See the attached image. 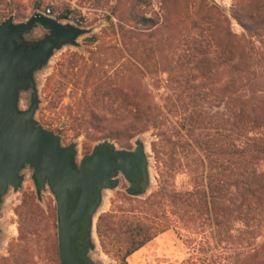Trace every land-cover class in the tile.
<instances>
[{"label":"trees","instance_id":"1","mask_svg":"<svg viewBox=\"0 0 264 264\" xmlns=\"http://www.w3.org/2000/svg\"><path fill=\"white\" fill-rule=\"evenodd\" d=\"M198 1L188 7L199 33L184 40L168 77L157 78V84L153 80L156 90L164 89L161 93L142 87L147 75L133 72L139 68L135 50L129 53L130 64L122 63L117 77L129 103L122 109L119 133L130 139L152 132L161 179L146 200L119 207V214H100L97 234L103 247L123 261L173 229L191 248L180 264H264V0H235L229 10ZM139 15L130 14L136 26L118 27L129 51L159 23L156 12ZM82 62L77 53L63 59V79L50 85V104L57 108L73 83L76 109L69 107V115L75 110L106 120L95 104L97 90L89 92L82 81ZM129 81L136 83L135 91L126 88ZM58 124L44 123L62 134L67 124ZM179 176L185 178L181 184Z\"/></svg>","mask_w":264,"mask_h":264},{"label":"rangeland","instance_id":"2","mask_svg":"<svg viewBox=\"0 0 264 264\" xmlns=\"http://www.w3.org/2000/svg\"><path fill=\"white\" fill-rule=\"evenodd\" d=\"M209 1L227 10L235 2V0ZM198 2V0H0V14L5 20L13 17L15 22H24L37 10L42 11L50 6L61 20L66 14L73 12L76 16L86 18L87 27L93 28L92 33L79 38V46L67 45L56 51L49 64L36 74L41 103L35 118L45 128H47L45 122H58L60 128L67 124L62 134L53 131L61 136L63 144H75L77 164H80L97 144L105 140L114 143L116 148L125 150H134L139 139L145 143L150 173L147 189L141 194L134 195L128 191L127 183H121L114 188L102 190V203L93 217L92 245L89 249L93 264H180L190 256L191 248L185 239L170 229L159 234L123 261L103 247L97 234V221L104 212L114 211L119 214V207L137 205L139 204L137 200H146L159 188L161 179V170L151 151L152 132L130 139L119 133V128L125 120L122 109L129 103L121 95L123 83L117 77L122 63L126 60L130 64L129 53L135 50L139 68H134L133 72L139 76L147 75L142 81V87H147L153 94L161 93L164 89L156 90L153 80L157 84V78L168 77L179 55L182 54L184 40L189 34L199 33V29L193 27L194 21L188 7L189 3L197 5ZM140 11H145L147 17L156 12L159 23L146 35L136 39L131 47L132 51H129L118 34V27L119 24L136 26L130 14L140 16ZM233 29L237 33L243 30L238 23L233 24ZM46 33L45 29L37 27L25 38L35 41L44 37ZM94 36H97L96 41L93 40ZM73 53L82 57L85 67L82 81L89 85V92L97 90V95L94 96L97 110L105 112L108 119L95 121L89 113L84 116L75 110L71 116L69 115V107L75 108L73 93L76 92V88L73 83L66 87L57 108L51 106L50 85L63 79L60 64L66 56ZM126 88L135 91L136 83L129 81ZM30 103L31 90L21 91L20 108L27 110ZM154 103L159 104L160 99L155 98ZM60 122H64V125ZM79 124L85 125L80 130H75V126ZM106 134L120 137L110 138L106 137ZM25 173L23 185L16 192L10 191L1 212L3 234L0 239V264H62L59 255L57 198L50 187L37 191L31 177L33 171L26 169ZM184 179L183 176H179L178 183L181 184Z\"/></svg>","mask_w":264,"mask_h":264},{"label":"water","instance_id":"3","mask_svg":"<svg viewBox=\"0 0 264 264\" xmlns=\"http://www.w3.org/2000/svg\"><path fill=\"white\" fill-rule=\"evenodd\" d=\"M37 27L47 33L41 39L27 40L26 35ZM92 31L40 12L24 22L9 17L0 24V195L9 186L21 185L20 171L26 165L34 167L38 187L48 184L57 198L62 264H83L74 249L80 221L89 215L87 240L91 246L93 217L102 203V190L112 188L120 172L131 178L142 172L143 191L150 183L149 158L142 139L136 141L134 150L118 149L105 140L77 164L75 144L62 146L61 136L35 118L41 103L36 74L56 51L67 45L79 46V38ZM23 90H31L27 110L19 106Z\"/></svg>","mask_w":264,"mask_h":264},{"label":"flooded vegetation","instance_id":"4","mask_svg":"<svg viewBox=\"0 0 264 264\" xmlns=\"http://www.w3.org/2000/svg\"><path fill=\"white\" fill-rule=\"evenodd\" d=\"M61 144H62V146L73 145V143H71L69 145L63 144L62 139H61ZM94 152H95V150L93 149L92 152L87 154L85 157L92 155ZM26 169L33 171L31 177L33 179V182L35 183L37 191H41V190L45 189L46 187H50L47 184L45 187L39 188L38 183L35 179V175H34V167L31 165H26L20 171V174L23 176V181H22L21 185L18 188H14L13 186H9L7 188V190L3 194L0 195V220H1V212H2L3 206L5 204L6 196L10 193L11 190L16 192L21 188V186L23 185V182L25 181V178H26V173H25ZM115 178L118 180V182L115 183V185L112 188L118 186L121 183H127V185H128L127 189L131 194L132 193L141 194L144 192L143 186H142V182H143V173L142 172L136 173L133 178H131V177L123 174L122 172H120ZM95 199H96V196L92 197V199L90 200L89 207L95 201ZM89 223H90V218H89V215L87 214L85 216V218L80 221L81 227H80V230L78 232L76 244L74 245L75 253L80 258V260L83 264H93L92 259L89 255L90 246H89L88 240H87V230H88ZM2 234H3V229H2V226L0 223V239H1Z\"/></svg>","mask_w":264,"mask_h":264},{"label":"built area","instance_id":"5","mask_svg":"<svg viewBox=\"0 0 264 264\" xmlns=\"http://www.w3.org/2000/svg\"><path fill=\"white\" fill-rule=\"evenodd\" d=\"M1 11V10H0ZM37 12H40V13H44L45 15L47 16H50V17H54V18H57L59 21L63 22L65 21L66 23H71V24H74L76 26H81V27H87V19L86 18H83V17H80V16H76L73 12H70L68 14H66V16H64L63 20H61L56 14H55V11L52 9V7H47L45 8L44 10L40 11V10H37L35 13ZM5 20V18H2L1 17V14H0V24Z\"/></svg>","mask_w":264,"mask_h":264}]
</instances>
